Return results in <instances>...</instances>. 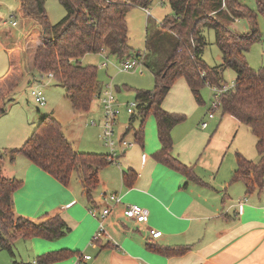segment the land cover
Masks as SVG:
<instances>
[{
    "label": "trees",
    "instance_id": "trees-1",
    "mask_svg": "<svg viewBox=\"0 0 264 264\" xmlns=\"http://www.w3.org/2000/svg\"><path fill=\"white\" fill-rule=\"evenodd\" d=\"M65 15L55 24H49L45 0H19L22 15L36 21L40 27L42 44L35 49L33 69L61 84L75 111H88L94 96L100 91L95 65H82L80 58L87 53L107 50L119 59L140 57L133 54L127 43L126 15L130 7L146 8L151 0H58ZM172 13L163 18L160 26L169 30L177 39L176 46L164 65L153 70L152 89H135L136 114L141 118L134 140L142 142L145 118L152 114L156 121L160 142L153 157L202 186H209L173 154L172 128L185 120L183 114L170 113L161 107L162 100L173 82L183 77L196 102L202 104V85L221 90L217 107L248 126L256 138L255 148L259 160L253 162L240 152L235 153L236 169L230 183L241 181L249 194L264 189V67L253 69L247 62L246 53L252 41L258 38L257 13L242 0H168ZM258 13L264 16V0H255ZM246 17L249 33L230 29L236 19ZM204 29H213L215 42L222 53V62L208 66L202 58L207 44ZM231 68L236 73L233 85L225 90L223 71ZM12 100V99H11ZM4 100L0 115L6 113ZM130 115L127 133L137 116ZM18 154L67 185L75 171L84 188L88 201L99 184L100 169L112 164L115 158L107 153L77 151L62 131L61 123L51 114L41 115L39 121L20 146L0 150V250L12 256L10 264H27L14 258L12 250L18 238L40 237L48 240L60 238L69 230L66 222L55 215L43 221H35L16 214L12 195L22 181L3 173L5 156L10 160ZM130 173H124V181ZM98 241V240H97ZM96 241V242H97ZM153 250L165 256L184 253L186 247L154 246ZM78 252L67 249L51 251L37 256L38 264H49L70 257Z\"/></svg>",
    "mask_w": 264,
    "mask_h": 264
},
{
    "label": "crops",
    "instance_id": "crops-1",
    "mask_svg": "<svg viewBox=\"0 0 264 264\" xmlns=\"http://www.w3.org/2000/svg\"><path fill=\"white\" fill-rule=\"evenodd\" d=\"M144 10L148 11L147 8ZM13 22L11 25L17 24ZM28 37L21 45L23 50H26L27 45L30 46ZM41 44L39 39L36 45L30 48L33 50L32 68L35 49ZM10 51L9 49L8 54ZM82 58L79 59L80 63ZM138 58L141 62V56ZM13 62L9 61L8 70L0 77V89L2 88L5 94L9 93L11 85L16 86V82L23 76L22 71L19 72V66L14 69ZM28 73L31 76L29 83L36 81L35 74ZM36 75L39 78H52ZM180 78L185 82L189 92L184 91L180 94L181 97L175 106L169 105V96L177 78L162 100L161 107L170 113L189 114L194 106L186 108L187 103L192 101V97L195 98L185 79ZM181 87L184 88L183 85ZM101 90L100 87L98 96ZM222 114L226 115L224 121H229V117H233L226 113ZM138 118L136 116L134 121L138 120L140 124L141 118L139 116ZM201 120L202 118L197 122V126L179 127L180 122L172 128V154L183 164L193 167L196 175L202 177L209 186H202L186 179L184 175L153 157L160 149V142L156 121L152 120L143 133L142 142L134 140L132 144L128 141L131 143L129 148L120 144L124 151L120 155L115 148L117 155L114 157L115 161L100 169L99 184L93 191L91 202L86 199L76 172L73 180L64 185L21 154L16 155L13 160H10L9 155L5 156L4 175L22 181V185L12 195L16 214L35 221L59 215L69 227L66 235L57 238L55 243H49L52 240L40 237L21 239L30 240L28 246L40 254L61 249L78 252L55 261L54 264H73L77 255L88 254L85 251L89 248L91 258L84 264H264V189L254 190L248 194L243 182L230 183L232 173L236 169L235 156L234 159L232 157L228 159L224 169H220V163L216 165V161L211 162L207 155L213 142L223 141L224 137L220 135L223 129L209 134L205 130L208 125L206 127L200 125L198 128L203 121ZM102 124L103 120L101 128ZM125 131L121 139L127 134ZM136 131L137 129L133 132V137ZM237 133L235 132L230 141L228 131L224 145L227 141H230V144H227L231 145ZM29 136L16 132L12 127L7 128L0 136V150L20 147ZM207 137L210 138L205 144ZM255 143L256 138L251 132V144L255 153L246 154L240 147H237L235 153L240 151L247 159L256 162L259 160V154ZM82 152L104 153L87 150ZM212 157L213 160L216 159L214 153ZM125 172L131 174L127 177L128 182L124 181ZM111 193L118 195L121 203L109 202L106 195ZM128 204H138L146 208L147 221L137 223L123 217L122 210ZM92 207L98 211L105 207L111 208L110 214L104 220L107 234L101 236L95 243L92 242V237L97 231L99 221L90 213ZM150 228L161 231V235L152 238L149 235ZM155 245L186 247L187 250L179 255L165 256L150 248ZM14 258L22 261L15 255Z\"/></svg>",
    "mask_w": 264,
    "mask_h": 264
},
{
    "label": "rangeland",
    "instance_id": "rangeland-1",
    "mask_svg": "<svg viewBox=\"0 0 264 264\" xmlns=\"http://www.w3.org/2000/svg\"><path fill=\"white\" fill-rule=\"evenodd\" d=\"M242 2L253 12L257 13L258 38L250 44L246 59L250 67L258 70L264 67V16L258 13L255 0H242ZM44 6L48 22L51 25L58 22L65 15V10L58 0H45ZM146 8L148 13L144 10V7L132 6L126 15L127 43L131 53H139L142 58V61L139 62L135 69L122 70L121 64L126 57L119 59L116 55L108 54L105 50L97 53H87L81 61L83 65L92 64L97 67V79L102 89L101 91L106 89L113 91L118 115L113 127L112 139L118 155L124 152L120 145V139L129 124L128 118L130 114L127 112V108L134 102L135 89L147 90L153 88V70H158L164 65L177 43L175 35L160 26L163 18L172 13L169 1L151 0V3ZM13 21L17 24L11 25ZM230 29L245 34L251 30L246 17L236 19L230 24ZM40 30L41 27L36 21L23 16L19 11V0H0V77L8 70L10 60L14 61V69L19 66V72L22 71L23 73V76L16 82V86L11 85L9 93L5 94L2 88L0 89V103L3 99L7 108L6 113L0 115V136L3 131L11 127L16 132L29 136L38 123L37 118L44 114H52L53 117L60 121L63 133L74 149L79 151L110 152L101 135V123L104 113L100 97L97 94L94 96L88 111H75L61 84L53 78H39L36 75L39 73L33 70L31 55L33 50H30V48H33L40 39ZM203 33L207 42L202 53L203 61L208 66L219 65L222 62V53L215 42V32L213 29H204ZM28 36L30 37V46L28 47L27 45L26 50H23L24 48L21 45ZM9 49L11 51L8 54ZM28 72L35 74L36 81L29 83L31 76ZM222 75L225 86L230 87L236 78L235 71L231 68H225ZM180 83L184 88L181 87ZM184 83L182 78L179 77L173 85V91L168 100L170 106H175L178 98L181 97L180 94L184 91L186 93L187 91L189 92ZM33 88H40L43 91L46 99L44 106H39L34 102L30 93ZM216 93L217 90L215 88L210 87L208 84L202 85L200 95L203 103L198 104L192 97L193 102L189 101L186 108L194 106L193 111L189 114L185 112L177 113L185 116V120L179 124V127L197 126V122L202 118L203 121L207 122L208 126L205 130L209 134L223 129L220 132V135L224 137L223 141L213 142L211 151L207 152V155L211 162L214 163L216 161V165L220 163V169H224L228 159L230 157L234 159L237 147L242 148L246 154L255 153V149L251 144V130L249 127L233 117H229V121H224L226 115L222 114L220 107L214 106ZM134 113L137 115L136 111ZM210 113L212 114V119H208ZM151 120L155 121L154 116L149 114L144 121L143 133L146 132L149 123H152ZM139 125L138 120L133 122V129L131 128L123 136L126 141L134 143L133 132L139 128ZM200 125H198V128H200ZM228 131L230 141L235 132L238 133L231 145H228L230 141H227L224 145V140L228 137ZM209 138H206L205 144ZM213 153L216 156L215 160L212 157ZM244 156L246 157V155ZM192 169L197 173L193 167ZM73 175H75V171L72 173L69 182L73 180ZM203 181L205 182V180ZM55 240L49 243H55ZM29 241L18 238L14 242L12 250L19 260L28 264H35L33 261H37V256L41 255L42 252L40 254L32 251L30 246H28ZM83 251L81 250V252ZM90 252V248L85 251L88 254ZM11 258L9 251L0 250V264H9ZM50 264H54V262Z\"/></svg>",
    "mask_w": 264,
    "mask_h": 264
},
{
    "label": "built area",
    "instance_id": "built-area-1",
    "mask_svg": "<svg viewBox=\"0 0 264 264\" xmlns=\"http://www.w3.org/2000/svg\"><path fill=\"white\" fill-rule=\"evenodd\" d=\"M15 23L16 22H13V24ZM139 62H140V59L138 57L126 58L121 64V69L122 70L135 69L137 65L139 64ZM48 77H52V74L49 73ZM227 88L229 87L225 86L223 90ZM216 90H217V93L215 94V102H214L215 107H217L218 105V96L221 92V90L219 89H216ZM30 93H31L32 98L34 99V102H36L39 106L45 105L46 99H45L43 91L40 88H33L31 89ZM99 97L101 99V103L103 106V113H104L101 135H102L105 145L110 150L109 152L110 157L114 158L116 155V152H115L114 140L112 139V136L114 132L113 127L115 124L116 117L118 115V110L115 107V98H114L113 91L111 89H106L102 91ZM135 108H136V102L134 101L133 103H131L130 106H128L127 112L129 114H133L135 112ZM209 117H212L211 113L209 114ZM206 126H207V122L202 121L201 127H206ZM120 144L123 147H128L130 146L131 143H129L128 141L122 138L120 139ZM106 199L109 202H112L114 204L121 203V198L114 193L106 195ZM89 211L93 216L97 217L99 221L97 231L95 235L92 237V242L95 243L101 236L107 234L105 227H104V220L110 214L111 208L105 207L102 210L98 211L97 209H95V207H92ZM122 216L125 217L126 219L132 220L137 223H144L148 219V210L138 204H128L123 208ZM149 235L152 238H157L161 235V231L150 228ZM90 258L91 257L89 254L81 253L77 255L76 260L74 261L73 264H84L86 261L90 260ZM33 263L37 264L36 261H33Z\"/></svg>",
    "mask_w": 264,
    "mask_h": 264
}]
</instances>
